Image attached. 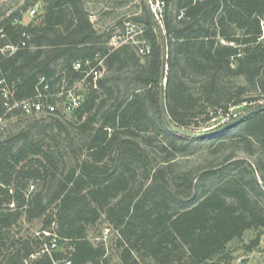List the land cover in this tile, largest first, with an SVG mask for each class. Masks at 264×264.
I'll list each match as a JSON object with an SVG mask.
<instances>
[{
  "label": "trees",
  "instance_id": "1",
  "mask_svg": "<svg viewBox=\"0 0 264 264\" xmlns=\"http://www.w3.org/2000/svg\"><path fill=\"white\" fill-rule=\"evenodd\" d=\"M163 1L170 120L198 129L233 107L261 106L264 0ZM37 4L40 13L21 24V13ZM140 6L128 22L142 25L138 38L150 48L145 55L140 44L110 47L113 29L98 32L84 0H24L0 17V79L11 93L4 97L0 90V115L5 101L34 100L41 79L57 92L83 78L86 61L96 66L102 60L105 68L95 86L85 83L87 93L68 121L59 112L6 113L4 120L22 127L0 132V264H23L40 252L51 239L43 232L56 237L57 248L31 264H110L105 243L88 237L101 219L116 234L119 264H233L228 245L248 231L255 235L244 251L259 247L264 112L213 137L172 132L159 104L158 26L145 0ZM115 26L124 32L125 22ZM226 142L231 146L224 149ZM205 143L215 155L220 148L232 151L200 170L178 169L177 155H194Z\"/></svg>",
  "mask_w": 264,
  "mask_h": 264
},
{
  "label": "rangeland",
  "instance_id": "2",
  "mask_svg": "<svg viewBox=\"0 0 264 264\" xmlns=\"http://www.w3.org/2000/svg\"><path fill=\"white\" fill-rule=\"evenodd\" d=\"M23 2L24 0H0V17L7 15L13 11H17L23 4ZM145 4L146 6L148 5V0H145ZM84 5L89 13L90 19L94 24L95 29L100 33L108 32L112 29L113 34L119 33L121 32L120 29L118 28V26H115L118 22L122 21L126 24L133 17L141 14L140 0H84ZM39 13L40 5L37 4L31 7V9L27 12L21 13L20 23L24 25L28 24L32 21L33 15H38ZM159 25L162 26V23H160ZM135 26L136 28L132 32L133 38L136 40L137 44H141L142 41H140V39L138 38L140 34H136V31L138 29H142V25ZM165 70H167V68ZM81 91L82 98L84 99L87 93L84 86ZM259 105H264V102L259 103ZM253 108H256V105H242L241 107H233L229 110V116H219L209 124L204 125V127L198 129L189 128L187 130L194 131L196 133L215 130L225 123L233 120L235 117H238L239 115H242L243 113H246ZM70 117L71 116L66 115L63 119L64 121H68L70 120ZM21 127L22 125H16L15 119H3L0 122V132L4 135L12 133L13 131L18 130ZM157 139L160 140L162 138L158 137ZM158 141L154 144L155 147L159 146L160 142ZM229 146H231L230 142H226L223 145V148L226 149ZM215 147L217 148L218 145H215ZM196 148H198V152L194 155L176 156L175 161L178 165V169L182 171H197L205 167L207 163L209 165L211 162H220L223 156L230 154V152L232 151L231 149L223 150L222 148H220L215 155L212 154V152H209L207 143L203 144L202 146H197ZM235 153L236 157L244 158L248 162H251L252 160L247 155L237 152V150H235ZM163 156H165V154H163L161 157ZM39 228L40 226L35 224L33 231H37L39 230ZM254 235V231H248L244 234L241 240H234L228 245V250L234 257L233 264H264V236H262L261 238L259 247L253 252L246 253L243 249V245L248 244L254 238ZM88 237L94 243H100L103 241L107 249V256L109 258L110 264H119L118 250L115 247L116 234L112 230L107 228V224L103 222V219L98 221L93 227L90 228Z\"/></svg>",
  "mask_w": 264,
  "mask_h": 264
},
{
  "label": "built area",
  "instance_id": "3",
  "mask_svg": "<svg viewBox=\"0 0 264 264\" xmlns=\"http://www.w3.org/2000/svg\"><path fill=\"white\" fill-rule=\"evenodd\" d=\"M148 6L152 11L155 19L160 24L163 19V10L165 7V2L163 0H148ZM34 16V15H33ZM91 20V19H90ZM136 26L132 23L125 24V30L123 33H114L108 42L110 47H117L123 43H136V40L133 38V31ZM142 33V29H138L136 34ZM22 45H24L22 43ZM12 52L15 51L16 47L9 48ZM149 46L142 42L139 46V54L145 55L149 53ZM87 68L83 70V78L79 82H75L72 86H58L57 92H51L49 84L41 79L42 90H37V94L34 97V100L23 101L20 103L9 104L8 101H5L3 106L6 108V111L0 115V122L4 119L6 113L11 112L13 109H20L22 113L26 115L31 114H39L45 112L47 114L60 113L61 115H69L75 109L80 107L83 98L81 95V90L85 83L90 79L92 81V85H96V82L103 78L105 75V68L103 66L102 60H98L96 66H90V63L86 61L84 63ZM81 62H77L74 64V69H81ZM89 80V81H90ZM3 85V86H1ZM0 90L4 94V97L7 95H11L10 91L6 87L3 79H0ZM50 99H55V103H50ZM10 209H15L14 202H11L8 205ZM45 236H50L51 239L48 242H43L40 248V252L31 253L26 259H24L23 264H31V262L39 257L41 253H45L51 257V252L57 248V241L54 235H50L48 232H43ZM52 264H71L70 260L64 259L61 262H53Z\"/></svg>",
  "mask_w": 264,
  "mask_h": 264
},
{
  "label": "water",
  "instance_id": "4",
  "mask_svg": "<svg viewBox=\"0 0 264 264\" xmlns=\"http://www.w3.org/2000/svg\"><path fill=\"white\" fill-rule=\"evenodd\" d=\"M149 13L155 23L158 26L159 34H160V44H161V57H162V66H161V72H160V90H159V104H160V110L161 114L163 117V120L165 121L167 127L174 133L182 136V137H187V138H192V139H203V138H208V137H213L222 131L228 130L245 120L246 118L256 115L258 113L264 112V105L253 108L246 113H243L242 115H239L238 117H235L233 120L225 123L224 125L220 126L219 128L215 130H210V131H205L203 133H196L194 131L187 130L185 128H180L179 126L175 125L169 118L167 110H166V105H165V99H164V90H165V85H166V78H165V69H166V45H165V37H164V32L162 30L161 25L157 22L155 19L152 11L150 10L149 6L147 5Z\"/></svg>",
  "mask_w": 264,
  "mask_h": 264
}]
</instances>
